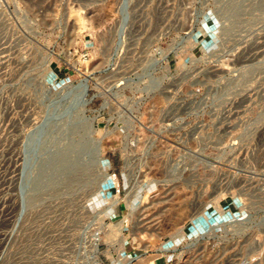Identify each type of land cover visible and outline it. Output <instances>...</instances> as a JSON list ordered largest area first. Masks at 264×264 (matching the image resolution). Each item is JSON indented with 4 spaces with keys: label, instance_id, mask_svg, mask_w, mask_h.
I'll use <instances>...</instances> for the list:
<instances>
[{
    "label": "rangeland",
    "instance_id": "obj_1",
    "mask_svg": "<svg viewBox=\"0 0 264 264\" xmlns=\"http://www.w3.org/2000/svg\"><path fill=\"white\" fill-rule=\"evenodd\" d=\"M134 257L264 264V0H0V264Z\"/></svg>",
    "mask_w": 264,
    "mask_h": 264
},
{
    "label": "bare ground",
    "instance_id": "obj_2",
    "mask_svg": "<svg viewBox=\"0 0 264 264\" xmlns=\"http://www.w3.org/2000/svg\"><path fill=\"white\" fill-rule=\"evenodd\" d=\"M85 92V91H84ZM83 96V95H82ZM95 145H97V142H95ZM134 258H131L129 260H124L121 264H131Z\"/></svg>",
    "mask_w": 264,
    "mask_h": 264
},
{
    "label": "built area",
    "instance_id": "obj_3",
    "mask_svg": "<svg viewBox=\"0 0 264 264\" xmlns=\"http://www.w3.org/2000/svg\"><path fill=\"white\" fill-rule=\"evenodd\" d=\"M136 260H138L137 257H134V260L132 261L131 264H133ZM94 264H99V263H94Z\"/></svg>",
    "mask_w": 264,
    "mask_h": 264
}]
</instances>
